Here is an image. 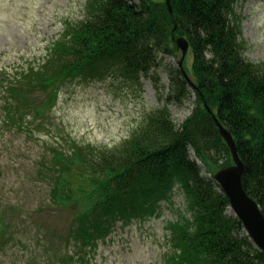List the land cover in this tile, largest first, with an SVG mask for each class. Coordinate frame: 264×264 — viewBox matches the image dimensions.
<instances>
[{
	"label": "trees",
	"instance_id": "obj_1",
	"mask_svg": "<svg viewBox=\"0 0 264 264\" xmlns=\"http://www.w3.org/2000/svg\"><path fill=\"white\" fill-rule=\"evenodd\" d=\"M238 1L170 0L169 8L167 0H89L85 19L66 21L41 64L0 69L2 126L54 137L36 163V180L48 186L50 206L72 216L66 242L79 254L108 240L120 222L158 217L161 203L172 205L180 193L185 210L167 225L168 262L264 264L215 180L234 163L206 108L233 135L245 165L242 185L264 214V61L245 56ZM174 36L190 44L193 85L180 67L172 69L166 105L131 137L108 147L54 136L51 111L61 87L110 74L139 83L159 67L161 53L179 52ZM190 93L194 108L178 125L168 106L184 104ZM3 226L0 216V236Z\"/></svg>",
	"mask_w": 264,
	"mask_h": 264
},
{
	"label": "rangeland",
	"instance_id": "obj_2",
	"mask_svg": "<svg viewBox=\"0 0 264 264\" xmlns=\"http://www.w3.org/2000/svg\"><path fill=\"white\" fill-rule=\"evenodd\" d=\"M88 1L0 0V69L41 64L66 21L85 19ZM234 10L245 56L263 62L264 0H239ZM187 54L184 70L192 78L193 54ZM181 57L180 51L161 53L159 67L148 77L142 76L139 83L117 74L100 80L69 81L59 90L58 103L51 111L54 136L70 135L81 143L108 147L123 143L148 113L166 105L171 89L169 73L179 67ZM190 95L184 104L168 106L178 125L192 113L196 97ZM1 122L0 116V216L4 221L0 264H171L167 225L185 207L180 193H175L172 205L161 203L158 217L125 227L120 222L108 240L100 241L88 255L79 254L81 249L74 241L66 242L72 216L50 206L48 186L36 180V163L53 135L50 138L41 132L29 137L26 131L7 130ZM190 157L195 159L192 150Z\"/></svg>",
	"mask_w": 264,
	"mask_h": 264
},
{
	"label": "water",
	"instance_id": "obj_3",
	"mask_svg": "<svg viewBox=\"0 0 264 264\" xmlns=\"http://www.w3.org/2000/svg\"><path fill=\"white\" fill-rule=\"evenodd\" d=\"M166 3L170 8V0H167ZM173 40L182 55L178 65L187 80L193 85L191 79L186 74L183 65L184 59L188 55L187 53L189 52L190 44L183 36L178 38L174 36ZM206 108L207 111L213 115L215 125H217L225 144L229 146L234 163L227 168L219 170L214 175L215 180L223 189L225 195L229 198L233 214L241 221L247 236L251 238L256 247L264 252V214L257 202L247 194L244 185H242L245 165L238 155L237 144L230 131L220 123L217 115L212 113L208 105H206Z\"/></svg>",
	"mask_w": 264,
	"mask_h": 264
}]
</instances>
